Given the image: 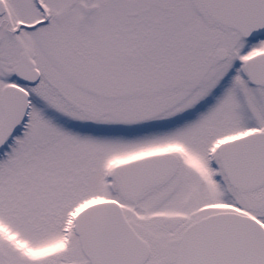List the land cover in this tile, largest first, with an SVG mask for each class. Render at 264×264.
<instances>
[{
  "label": "snow or ice",
  "instance_id": "6c2138e0",
  "mask_svg": "<svg viewBox=\"0 0 264 264\" xmlns=\"http://www.w3.org/2000/svg\"><path fill=\"white\" fill-rule=\"evenodd\" d=\"M0 264H264V0H0Z\"/></svg>",
  "mask_w": 264,
  "mask_h": 264
}]
</instances>
